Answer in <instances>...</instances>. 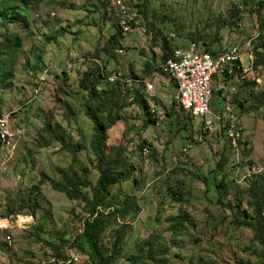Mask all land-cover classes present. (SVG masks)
<instances>
[{"label":"rangeland","instance_id":"obj_1","mask_svg":"<svg viewBox=\"0 0 264 264\" xmlns=\"http://www.w3.org/2000/svg\"><path fill=\"white\" fill-rule=\"evenodd\" d=\"M121 1L135 24L109 53L106 42L122 31L110 0H31L28 23L0 21V40L7 31L23 38L3 70L10 78L0 77V114L9 132L0 140V264H64L71 254L82 258L79 264L93 263L82 238L89 216L86 201L52 187L64 182L60 170L76 171L88 178L90 183L80 189L90 198L98 176L91 146L95 124L86 113L95 101L81 82L94 69L91 57L104 67L96 90L114 85L127 95L118 101L122 118L108 129L102 145L104 152L113 145L126 147L132 172L111 196L118 207H129L111 226L126 225L117 264H129V256L148 238L166 246L157 259L167 258L170 264H264L263 248L244 215L253 213L252 185L260 188L264 181V65L255 68L257 81H245L244 75L229 79L240 121L237 145L221 132L205 130L202 117L177 106L174 81L154 73L162 63V33L175 47L196 38L204 47L239 45L248 62L253 48H264V0ZM153 75L156 93L149 97L142 83ZM139 86L148 106L134 102ZM222 96L216 91L212 105L219 117H226ZM49 124L85 149L73 152L50 142ZM220 161L217 181L224 173L228 188L222 202L211 176ZM172 188L179 194L174 196ZM184 213L193 226L185 222L176 234L170 219ZM111 227L102 235L106 251L116 236ZM139 264L156 262L145 258Z\"/></svg>","mask_w":264,"mask_h":264},{"label":"trees","instance_id":"obj_2","mask_svg":"<svg viewBox=\"0 0 264 264\" xmlns=\"http://www.w3.org/2000/svg\"><path fill=\"white\" fill-rule=\"evenodd\" d=\"M30 3L31 0H0L1 23L3 24L19 21H25L26 23H28L29 20L28 15L26 14V8L30 6ZM234 13L238 14V11H235ZM134 24L135 22L132 23L133 28ZM117 26L119 27V25ZM262 27L264 28V24L262 25ZM119 30H121L120 27ZM116 32L110 36L105 44L104 49L108 53L112 52L121 44L119 38L122 36L123 32ZM160 32H162L161 29ZM166 35V33L161 34L163 53L162 62L165 61L169 56H171L174 49L176 48L172 45V40H170ZM22 40L23 38L17 31H7V33L4 34V39L0 40V77H2V79L4 80L10 78L8 77L9 74L3 71L6 65H8L9 63L8 57L15 54L16 50L21 46ZM192 40L197 42L199 41V39L197 38ZM205 49L212 53H217L224 50L225 48L217 49L212 44V46H207L205 47ZM253 50H255V52ZM253 50L252 52L255 55L254 67L256 68L258 66L264 65V48L261 49L260 47H255V49L253 48ZM86 57L89 58L91 57V55H88ZM93 58L95 57H91L90 60L95 64L94 69H90L86 73V75L91 79L86 78L81 80L82 85L88 90L89 97L95 101V104L91 106L93 108L92 111H90L89 109H87L86 111L87 115L93 120L95 124L91 146L95 151V169L98 171V176L95 184L92 186V195L90 198H87L82 193L80 187L87 186L90 182L88 181V178L86 176H80L76 171L68 174L66 171L60 170L64 182L53 183L52 187L56 191L65 193L69 198L86 201V211L88 210L89 216L83 223L84 231L82 238L90 247L91 251L89 252V256L91 261L93 262L92 264H117L119 258L122 256L123 232L126 225H122L118 228L114 227V229L111 226L114 224V221L117 220V216L119 214L126 215L129 212V207H118L115 203L114 198L111 196L113 195V187L118 183L130 179L132 172L130 169L131 166L124 156L126 147L122 145H113L107 152H104L102 150V145L107 140L108 129H110L117 120L122 118L119 114V108L121 107V105L118 104V101L125 100V97L127 95H124L122 89H119V86L114 85L110 88H103L100 92L96 90L105 74L104 67L95 62ZM147 69H150L149 65H147ZM156 71L174 81L175 86L177 87L176 80L168 72L163 71L160 66L154 72ZM236 73L238 74V71H236L233 76H217L216 78L220 80L224 79L225 81L230 83L229 79L235 77ZM245 81L254 80L246 77ZM217 82H219V80H217ZM142 84L145 86L144 82ZM128 89L129 87H127L125 90ZM216 91H219L223 95L222 97L226 99L223 94L224 89L215 88L214 93ZM134 95V102L142 104L145 103L144 105L148 106L149 102L147 101L144 93H142V89H140V86L134 89ZM230 96L231 102H233L234 95H232L231 91ZM235 100H238L237 94H235ZM175 103L178 106L176 99ZM240 105L244 106V103L241 101ZM258 107L259 104H256L255 108ZM175 112L176 107L173 106L172 114H174ZM221 118L223 127L220 132L232 143V139L227 133V129L230 125L228 115L226 117L223 115ZM144 126L147 127V124H145ZM46 132L49 135V141L60 142L61 148L70 149L73 152L85 149L84 143L73 142L71 139H68L65 131L53 129L50 124L46 128ZM144 144H147V142L144 141ZM144 144L142 145V147H145ZM45 145L47 146L49 145V143ZM222 169L223 162L220 161L217 169L211 171V176L214 178V182L220 194L219 202H222L221 198L226 196L228 189L224 173L221 174L222 176L220 177V181H217L218 174L221 173V171L219 170ZM83 170L86 171V167H84ZM36 188L37 187H35L34 189ZM251 190V195L254 201H251L249 205L253 207V213L252 216H249L248 212L244 211V215L247 218L245 220V225L248 224L254 229L255 240L260 243L264 251V181H262L260 188H258L256 185H252ZM171 193L176 196V194H179V191L172 188ZM181 200L183 201V199ZM110 208L111 210H108ZM185 222H190V225L193 226L188 213L174 216L172 219H170V230L177 234L181 230V228L184 227ZM109 227H111V230H114L116 236L111 248L106 251L105 249H103L104 245H102V235L104 230ZM145 242L146 243L138 245L137 252L129 256V264H139L145 258L151 261H155L156 264H170L167 258L157 259L158 255H165V245L156 244L154 238H148V240H146ZM69 258L70 255H68L67 258H64L66 260L63 262H66ZM237 264H242V262H238Z\"/></svg>","mask_w":264,"mask_h":264},{"label":"built area","instance_id":"obj_3","mask_svg":"<svg viewBox=\"0 0 264 264\" xmlns=\"http://www.w3.org/2000/svg\"><path fill=\"white\" fill-rule=\"evenodd\" d=\"M118 11V25L123 33L133 29L132 23L135 22V16L129 11L127 5L121 0H110ZM245 56L239 45H231L224 50L212 53L207 51L204 45L197 41H188L186 44L177 46L172 55L160 64L163 71L168 72L177 82V94L175 96L177 104L187 112L202 117L205 130L210 132H220L223 124L212 107V98L215 90V83L219 80L216 89H224L226 97V113L230 120L227 129L232 143L237 145L240 138L239 116L231 102L230 83L224 79H217V76H236L244 75L252 80H258L255 75V55L251 51V59L246 62ZM155 73V72H154ZM153 73V74H154ZM112 79V78H111ZM157 79L143 80L146 92L149 97L156 93ZM232 88V89H231ZM152 108L151 111L155 112ZM8 124L0 114V140L7 139L9 136ZM220 128V129H218ZM264 215V211H263ZM10 243L11 237H7ZM82 258L78 255H70V258L63 262L64 264H79Z\"/></svg>","mask_w":264,"mask_h":264}]
</instances>
